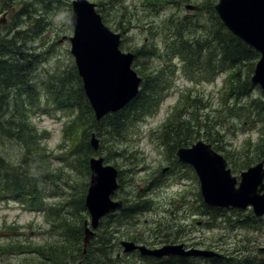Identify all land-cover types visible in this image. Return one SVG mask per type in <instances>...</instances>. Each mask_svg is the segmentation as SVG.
<instances>
[{"label":"trees","instance_id":"1","mask_svg":"<svg viewBox=\"0 0 264 264\" xmlns=\"http://www.w3.org/2000/svg\"><path fill=\"white\" fill-rule=\"evenodd\" d=\"M3 1V7H6L11 17L6 28L13 36H0V139L18 144L20 162L14 166L0 155V197L5 196L7 199L18 201L30 212L42 214L53 238L47 240L43 247L8 241L0 248V251L5 254L27 255L31 258L28 264H75L77 261H82L83 264H126L121 261L123 256L117 258L112 248L116 240L124 238L134 240L130 227L133 222L126 218L134 216V197L125 198L124 207L102 221L85 253L84 222L89 217L85 198L88 186L80 187L78 183L73 184V191L66 198L56 193L57 196L65 198L59 204L49 203V197H54L56 194L46 196L41 186L48 182L55 183L58 176L51 169L50 162L53 160V154L42 147L41 141L47 138V133L37 129L31 116L40 117L52 110L68 115L70 119L64 126L63 134L71 142L67 148L68 155L75 163H79V156L81 160L83 158L86 161L89 160L90 154L94 153L90 145L93 133H96L102 141L99 150L101 152L104 150L105 141H110L111 145L125 142L128 140V131L132 126L155 116L173 88L174 79L177 76L175 72L180 65L181 72L183 71L186 75H191V70H195L211 79L224 76V83L227 86L233 85V88L237 89L235 100H240L253 90L249 74L253 73L254 67L250 62L258 61L260 56L252 47L233 36L220 21L214 10L215 2L218 0H207V10L213 15L216 23V26L213 25V29L209 31V35L188 39L186 35L190 25L183 19H178L177 24L174 22L167 36L158 38V44L161 43L162 46H152L151 52L143 54L146 57H160L165 67L151 70L148 66L146 68L147 64L143 63L141 64L143 68L139 70L133 65L142 78L139 93L124 109L106 116L99 122L85 96L82 81L75 66L62 70L59 66L51 71L43 69L44 73L40 78L35 75V68L42 61L46 62L45 56L42 54L37 56L36 52L31 50L25 51V47L30 43L38 42L40 45H46L45 39L42 38V33L46 31L47 26H50V22L46 20L61 9L63 0H36L31 3L22 0L21 9H15L14 5L9 7L7 3L11 4L12 0ZM189 1L142 0L141 4L146 12L157 4H163L165 7L171 4L180 9L184 2ZM124 2L125 0H107L99 2L97 6L99 13L106 14L104 21L112 12L116 13L117 30H124V26L131 23L126 13H119V10H122L120 5L125 6L122 4ZM67 5L71 7V3ZM104 7L107 8V13L103 10ZM6 28L2 29L7 30ZM134 54L135 59L139 60L140 52L135 51ZM246 66H250L246 72L247 75H245ZM234 102L229 99L227 101V97H221L217 100V106L212 107L210 102L203 100L202 97L193 99L189 93L188 96L182 93L177 101L178 108L175 107L174 110V112L179 110L177 114L175 113L177 125L170 132L167 129L168 126H164L163 137L158 139L159 144L166 151L167 146L169 150H174L175 145L173 147L169 145V136L172 138L183 136V139L173 138V141L176 147L187 145L194 136L198 138L200 135L198 131L190 128L191 124L196 122L197 130L199 127L203 128L206 141L215 145L216 137L223 134L219 131L212 133L211 127L214 122L216 126L222 118L220 116L222 113L228 112L229 116L235 117L242 123L243 129L259 132V142L254 144L253 139L250 138V142L247 143L249 148L244 150L253 149L264 152V105L260 101L252 100L247 105L239 107V104L235 105ZM213 109H216V113L219 114L215 120L212 117ZM199 118L203 120L201 124ZM246 122L249 129L245 128ZM222 140L218 139V145ZM153 143L155 144L154 140ZM85 173L86 177L90 178L89 168ZM121 177L120 173L119 180L122 179ZM203 207L206 214L214 216L217 212L204 204ZM126 222L130 229H125L123 233L116 235L119 227ZM261 233H264V230ZM208 262L230 264L225 259L215 257ZM162 264H196V260H187V262L169 260ZM240 264L249 263L241 261Z\"/></svg>","mask_w":264,"mask_h":264},{"label":"rangeland","instance_id":"2","mask_svg":"<svg viewBox=\"0 0 264 264\" xmlns=\"http://www.w3.org/2000/svg\"><path fill=\"white\" fill-rule=\"evenodd\" d=\"M23 1L31 3L36 0ZM72 1L73 0H63L61 9L46 20L50 22V26H47L46 31L42 33V38L45 39L46 45H40V43L35 42L25 47V51L31 50L32 52H36L37 56L42 54V56L44 55L46 58V60L44 59L46 62L42 61L36 68L34 66L36 69L35 75L40 76V78H42L44 73L43 69L45 71H51L57 69L58 66L61 67V70L70 66L76 67L74 58L70 53V42L66 40L63 43H59L63 37L73 36L74 27L70 22L72 6L70 7L67 5ZM88 1L98 6L99 2L107 0ZM141 1L142 0H125V2L122 3L125 6L120 5L122 10H119V13H126L131 19V23L124 26V30H117L116 13L112 12L109 18H105L106 22L104 21V15L106 14L103 13L102 15V13H100L104 24L113 32L121 34L123 41L121 44L122 51L132 53H135V51L140 52L141 57L139 60H134L135 62L133 65L136 66L135 69L140 70L143 68L141 65L143 63L147 64L145 65L146 68L148 66L151 70L165 67L160 57H146L143 54L151 52L152 46H162L161 43L158 44V38L161 39L163 36H167L172 24L174 22L177 24L178 19H183V21H186L190 25L186 35L188 39L192 37H207L209 31L213 29V25L216 26L213 15L207 10V0H190L188 3L184 2L180 9L173 7L171 4H168L167 7L163 4H157L155 5L156 7L147 9L146 12ZM217 3L218 1L215 2V5ZM7 4L9 7L10 5H14L15 9H21L23 5L22 0H12L11 4ZM189 4L201 7L202 10L199 13L187 12L185 6ZM3 5L4 1L0 0V18L8 13L6 7L4 8ZM106 9V7L103 8L105 13H107ZM6 18L9 21L11 17L7 14ZM6 35H8V37L13 36L8 29H1L0 36L4 37ZM257 62V60L250 62L254 67L253 73ZM165 63L169 64L167 61H165ZM249 68L250 66H246L245 75H247L246 72ZM181 70L180 65L175 72L177 76L174 79L173 88L166 100L161 104L155 116H151L143 122L132 126L128 131L129 137L127 141H122L117 143V145H111L110 141H105L103 146L104 150L98 153H92L89 156L90 158L94 154V156H101L104 159L107 158V164L115 166L121 173L122 179L119 180L120 189L116 192V196L114 197L115 200L124 201L127 197H134V201L136 199L142 202L152 200L150 209L138 215L142 224H149V230H152L151 228L160 222H162L163 225L175 223L179 225L183 223L188 226V224H190L188 213H190V211L198 212L200 210L199 206L191 208L189 205L190 199H192L191 195L199 190L198 180L195 176L183 172L181 168L178 169L175 167L176 164H174V162H178L177 158H169L167 156L169 146H167L166 151L158 141V139L163 137L162 132L164 131V126H168L167 129L170 132V130L177 125L175 115L179 110L175 112L174 110L175 107L176 109L178 108L177 101L181 97V94L183 93L188 96L189 93L192 95L193 99L202 97L203 100L210 102L212 107L217 106V100L221 97H227V101L228 99L232 102L235 101L234 104H239V107L247 105L252 100L260 101L264 105V94H262L260 88V90L254 88L248 96L242 97L240 100H235L237 89L233 88V85L227 86L224 83V76L211 79L197 73L195 70L190 69L192 71L191 75H186L183 71L181 72ZM253 73L249 74L250 77L253 76ZM183 104L185 105V103ZM213 110L212 117L213 120H215L219 117V114L216 113V109ZM206 113L208 114V112ZM229 115L228 112L222 113V115H220L222 118L218 121L216 126H214V122L211 127V132L215 133L219 131L223 134V142L219 144V146H221V149H219L220 152H230V156H232L236 165L240 169L246 170L245 161L239 159L238 156L239 154L242 155L240 151L249 148V146L247 147V143L250 142V138L253 139L252 142H254V144L259 142V132L243 129L242 123L235 117ZM31 117L37 129L40 132L47 133V138L41 141L42 147L53 154V160L50 162L51 169L54 170V174L58 176L55 183L48 182L41 186L46 196L49 197V195L57 193L58 195H64L66 198L72 193L73 184L78 183L80 187L84 185L89 186L90 180L86 177L85 173L88 168V160H86L87 162L84 161L83 158L81 160L79 156V163H75L70 155H68L67 148L68 145H71V142L64 137L63 130L65 124L69 122V116L52 110L41 117L36 115H32ZM192 120L195 121V119ZM201 122H203V120L200 119V124ZM195 123L196 122L192 123L190 128L191 130L198 131L200 135H198V139L190 140L187 143L189 145L198 140L206 141L205 136H203V134H205L203 128L201 129V127H199L197 130V124ZM170 124H175V126H171ZM246 124L247 122L245 125ZM215 127H217V129ZM245 128L249 129L247 125ZM96 138L100 140L101 147V139L97 135ZM173 138L183 139V136H174ZM173 138L169 136V145L170 147L175 145L174 151H176V144ZM17 145V143H9L0 139V155L14 166H17L20 162V147ZM250 151L252 152L250 155L253 160L255 159L253 156L256 153H254L255 151L253 149ZM171 167H173V169H171L170 173H162L163 169ZM179 176L189 178L190 180L195 178L196 181L194 184L191 181L187 183H185V181L182 182L180 181L181 179L176 181ZM54 177L55 176H53V178ZM87 193L88 187L86 194ZM57 194L54 197H49V203L59 204L65 199L62 196H57ZM135 202L137 205L141 204L139 201ZM248 216L249 215H246L244 217ZM170 217H172V219ZM197 217L199 218V216ZM86 220H89V217ZM144 220H148V223H144ZM259 227L260 226L256 224L254 229L243 232V239H240V247L244 246L248 250H251L255 248L258 241L264 246V238L258 240L260 233L264 230V221L261 224V228ZM125 229H130L129 225L120 226L116 235L123 233ZM180 229L181 233L175 230V232L180 233L179 235L171 233L169 238H182L181 234L186 233L187 230L181 227ZM227 234H231V228L226 229L223 224L215 228L214 224H211L209 228L199 227L194 229L190 237L196 238L197 235L203 248L216 250L227 255V249L224 246L226 243L224 236ZM50 238H53V235L50 233L49 225L42 214L31 213L27 209L22 208L19 204L9 201L7 197H0V248L8 241H19L26 245L43 247L45 242ZM120 240H116V242L119 243ZM187 240L189 243H195L191 238ZM248 240H250V244ZM6 247H8V244H6ZM30 259V257L24 254H5L3 251H0V264H28V262L30 263L31 261ZM122 259L128 264H134V261H138L137 259L139 258L133 254L127 257V261L124 257H122Z\"/></svg>","mask_w":264,"mask_h":264},{"label":"water","instance_id":"3","mask_svg":"<svg viewBox=\"0 0 264 264\" xmlns=\"http://www.w3.org/2000/svg\"><path fill=\"white\" fill-rule=\"evenodd\" d=\"M188 12H199L200 7L189 4ZM215 12L224 26L238 39L254 48L260 59L256 64L251 85L264 92V0H219ZM74 32L68 40L85 95L97 121L127 106L138 94L142 79L133 69L134 54L121 50V34L113 32L103 22L96 4L88 0L72 2L70 19ZM8 24L6 14L0 18V29ZM90 145L100 148V140L92 134ZM181 162L193 166L198 174L204 202L218 208H253L257 216L264 215V161L233 177L228 163L210 144L198 141L191 148H180ZM91 177L86 207L91 225L84 224V247L95 236L100 221L123 206L113 197L119 188L118 170L104 164L102 157L89 161ZM125 253L135 249L143 255L157 258L172 256H209L205 251H184L183 246H166L161 250H148L123 242ZM86 252V250H85ZM78 264H82L79 262Z\"/></svg>","mask_w":264,"mask_h":264},{"label":"flooded vegetation","instance_id":"4","mask_svg":"<svg viewBox=\"0 0 264 264\" xmlns=\"http://www.w3.org/2000/svg\"><path fill=\"white\" fill-rule=\"evenodd\" d=\"M195 137L197 136H194L193 140L196 139ZM219 138L223 139V136L216 137L215 145H213L214 150L225 157L228 163V168L231 170L232 176L238 177V181H240L239 176L242 172H245L249 168L264 161V158H261V157H264V152L255 151L254 153L256 154L253 156L255 157V159L252 160L251 159L252 157L250 155L252 153L251 151H246V150L240 151L242 155L239 154L238 158L245 161L246 170L240 169L236 165L232 156H230V152L229 153H226L225 151L223 153L220 152L219 149H221V146L218 145ZM222 142L223 140L221 141V144ZM193 144L194 143L186 147H191ZM176 153L177 151L169 150L168 155H167L169 158H172V157L177 158L178 162H174V164H176L175 167H177L178 169L181 168L183 172H185L186 174L188 173V174H191L192 176H195V178L198 180L199 190L196 193L191 195L192 199H190L189 205L191 206V208L199 206L200 210L198 212L190 211V213H188V217H189L188 219L190 221V224H188V226L184 225L183 223H180L179 225L176 223L169 224V225H163V223L160 222L156 226L152 227L151 228L152 230H149V227H148L149 224L148 225L142 224L141 221L139 220L138 215L150 209V203L152 202V200H149L147 202H142L140 200L135 199V201H139L141 202V204L137 205L136 202L134 201V216L126 217L133 222V224L130 227L132 228V232H133L132 234L134 235V240L124 238V239H121L119 243H117L116 241L113 242L114 247L112 248V251L115 254H117V258H121V256H123L127 261V257H129L130 254L122 255L123 254L122 253L123 252V247H122L123 242L122 241H132L134 242L135 246L145 247L148 250H154V251L161 250L165 248L166 246L182 245L184 251L186 252L190 250H196L199 252L205 251L209 254H214V256L212 257L173 256V257L155 258V257H150V256H144L142 255L141 251L135 249L134 253H132L131 255L134 254L139 259H137L138 261H134V264H162V262L165 263V262H168L169 260H183L185 262H187V260H194V261L196 260V264H210L208 260L214 257L219 258V259H225L230 264H240L241 261H245V263L247 261L249 264H263L264 246H262L261 242L258 241L254 249L248 250L244 246L240 247V239H243V232L254 229L256 224H258L260 226L259 228H261V224L264 221V216L257 217L254 214L252 208H246V209L227 208L225 209V208H218V207H212V206L207 205L204 202L202 195H201V186H200V181H199L197 172L195 171L194 167H192L191 165L181 162L179 158L176 156ZM171 169H173V167L165 168L162 170V173H165V174L170 173ZM186 174H182V175H186ZM195 178H192L190 180L189 178L179 176L176 179V181H179L181 179L180 181L182 182L185 181V183H187L191 181L194 184L196 181ZM203 204L207 208H211L212 210H217L214 216H212L209 213L206 214ZM246 215H249V216L244 217ZM197 216H199V218ZM170 218L172 219V217ZM143 222L148 223V220H144ZM211 224H214L215 228H218L220 224H223L226 227V229L231 228V234L229 235L227 234L226 236H224V240L226 241L224 246L227 249V255H224L221 252L216 251V250L203 248L202 243L201 241H199V238L197 237V235H196V238L190 237V234L192 233L194 229H197L199 227L209 228L211 227ZM100 225H101V222L99 224V227ZM180 227L185 228L187 230L186 233L181 234L182 238H179V239L169 238V235L171 233L179 235L181 233ZM175 230L179 231L180 233L175 232ZM188 238H191V240L195 241V243H189L187 240ZM263 238H264V233H260V237L258 238V240L263 239ZM248 242L250 244V240H248ZM218 255H220L221 257H219ZM121 261L125 262L123 259H121Z\"/></svg>","mask_w":264,"mask_h":264},{"label":"bare ground","instance_id":"5","mask_svg":"<svg viewBox=\"0 0 264 264\" xmlns=\"http://www.w3.org/2000/svg\"><path fill=\"white\" fill-rule=\"evenodd\" d=\"M219 257H220V255H218ZM155 258H157V257H155Z\"/></svg>","mask_w":264,"mask_h":264}]
</instances>
